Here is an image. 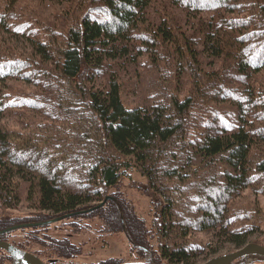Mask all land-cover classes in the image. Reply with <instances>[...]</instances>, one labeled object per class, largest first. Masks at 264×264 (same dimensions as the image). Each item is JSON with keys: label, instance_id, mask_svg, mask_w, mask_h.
I'll return each instance as SVG.
<instances>
[{"label": "trees", "instance_id": "1", "mask_svg": "<svg viewBox=\"0 0 264 264\" xmlns=\"http://www.w3.org/2000/svg\"><path fill=\"white\" fill-rule=\"evenodd\" d=\"M54 1L59 26L25 0H0V31L22 36L31 53L8 40L0 48V229L89 209L111 194L80 213L106 216L121 231L124 215L134 242L152 233L149 249L171 262L260 232L264 208L243 193L264 195V0ZM161 61L174 72L153 67L154 76L175 79L177 91L151 89L143 76L127 105L124 73ZM12 80L37 90L13 94ZM14 108L41 119L12 131L3 118ZM132 170L147 179L141 190L157 216L150 232L109 190ZM23 200L38 213H13ZM197 231L211 240L197 241Z\"/></svg>", "mask_w": 264, "mask_h": 264}, {"label": "flooded vegetation", "instance_id": "2", "mask_svg": "<svg viewBox=\"0 0 264 264\" xmlns=\"http://www.w3.org/2000/svg\"><path fill=\"white\" fill-rule=\"evenodd\" d=\"M86 210L87 209L73 211V214L66 215L64 217L62 216L67 213L42 220L22 221L20 223L8 226L6 228L0 229V241L9 242L23 250L37 255L41 260H43L45 264H117L123 261L133 260L145 261L155 264H202L206 260L215 256L233 254L249 242H255L264 245V241H246L240 245H232L235 247V249L222 254H216L222 250V248L215 252L208 253L211 251V247H207L205 248L203 254H199L191 262H171L168 257L163 254V251H156L154 254L153 251L149 249V239L138 237V241L134 242L133 221L130 222V225L132 226L130 233V231L127 229L128 225L124 215L120 216L123 226V230L121 231V224H108L105 220L107 219L106 216L100 214L80 213ZM133 217L135 219L141 220L143 222L142 225L144 228L148 227V223L144 217L139 215L130 216L132 220ZM15 225L21 226L5 231V229ZM136 225L139 224L136 223ZM120 232L125 235L129 243L127 257L114 255V253H119L122 249V246H118V243H113V237ZM85 233H91L90 235L94 237V244L97 245V243H100V247L103 249V258L99 257V259H92L91 255L94 254V252H92V254H90L88 258L85 259L86 261L82 260V256L85 254L83 249L86 242L83 238ZM147 234L148 233H146V235ZM111 247H114V250H112ZM203 257L206 259L202 262H198L200 258ZM0 264H15L13 256L2 247H0ZM229 264H264V259H260L254 255H242L233 258Z\"/></svg>", "mask_w": 264, "mask_h": 264}, {"label": "rangeland", "instance_id": "3", "mask_svg": "<svg viewBox=\"0 0 264 264\" xmlns=\"http://www.w3.org/2000/svg\"><path fill=\"white\" fill-rule=\"evenodd\" d=\"M63 4H67L66 1H64ZM25 6L27 8L33 9L35 11L40 12L41 17H46L44 20L51 25L59 26L60 23L62 22V19L56 20L54 17V12H55V7L58 6V4L54 0H25ZM57 12V11H56ZM55 12V13H56ZM177 15H181V12L179 10H174ZM151 17L154 18L153 12H151ZM156 18V17H155ZM7 40L13 44L15 47L16 52L19 54L27 55L31 54L29 50V44L26 42V40L22 36H11V34H6L4 32L0 31V48L6 47L7 46ZM176 62V61H175ZM159 66H156L153 63H150L147 66H142L139 65L136 68H133L132 66L127 70L126 73H124V83H123V100L127 105H132L134 101H137V98L140 97L138 92L140 91L141 86L137 85V80L138 78H143L146 83L150 86V88L153 86L155 83H159L161 86L165 85L168 87V91H177V87L175 85V79L173 82H171V78L167 80H162L157 79L156 76H154V68L158 67H164L167 66L169 69L170 73H173L174 70L172 67H174V63L168 64V62L161 61L158 63ZM154 67V68H153ZM209 67V65L207 66ZM139 81V80H138ZM140 85V84H139ZM179 87V86H178ZM189 87V84L186 82L182 83L181 89L179 92L181 93V96L186 94V89ZM153 89V88H151ZM34 90H37L36 88L32 87L31 85L20 82V81H15L12 80L10 81V91L14 92L13 94H16L18 92H33ZM31 110H27L25 108H14V109H9L4 113V124L6 128L11 129L12 131L15 130H21L25 131L27 128L24 129L26 124L28 122H33V121H40V117L37 115H33ZM146 177H144L139 171L132 170L131 171V178L129 177H124L122 179V182L120 185L114 188H110L109 190L112 192H116L119 196H123L127 198L128 201L131 202V204L135 207L136 211L139 213V216H142L146 219V222L148 223V231L150 232L151 230V220L155 217L156 215L152 214L151 212V201L149 196L141 190L142 185H146ZM264 185V181L263 184ZM243 198H247L249 200L253 199H258L261 205L264 208V195L259 194L255 195L252 193L251 189H247L243 193ZM39 210H36L32 207H30V202L23 200V202L15 209L13 210V213L18 214V215H23V214H35L38 213ZM148 232V233H149ZM91 233H85L83 235L84 240L86 241L84 244V256L82 260H85L88 258L92 252H94L92 256V259H99V257H104L103 249L100 247V243L94 244L93 243V238ZM211 232H201L197 231L192 234V237L195 238L197 241H203L204 243H208L211 240ZM149 240L155 241L154 237L152 236V233L148 234ZM264 241V224L260 230V232L252 235L248 241ZM116 242L118 243V246H122V249L119 253H114V255L117 256H128V251H129V243L127 241V238L125 235L120 232L116 234L113 237V243ZM114 247H111L112 250ZM235 249L234 246L231 244H227L216 254H222L228 251H231ZM102 250V251H101ZM111 250V251H112ZM114 252V251H113ZM214 255V254H213ZM206 258H200L198 262L204 261ZM261 259V258H260ZM91 260V259H90ZM86 261V260H85ZM92 262V261H90Z\"/></svg>", "mask_w": 264, "mask_h": 264}, {"label": "water", "instance_id": "4", "mask_svg": "<svg viewBox=\"0 0 264 264\" xmlns=\"http://www.w3.org/2000/svg\"><path fill=\"white\" fill-rule=\"evenodd\" d=\"M112 198H113V196L108 195L101 202L90 207L87 210H92L96 207H99L102 204H104L106 200L112 199ZM70 214H73V212L67 213V214L63 215L62 217L66 216V215H70ZM59 218H61V217H59ZM29 224H36V223H29ZM19 226H21V225H15L13 227L5 229V231L9 230L11 228L19 227ZM0 247L7 250L13 256L15 264H45L43 262V260H41L37 255H35L29 251L23 250V249L17 247L16 245L11 244L9 242L0 241ZM242 255H254L258 258L264 259V245L259 244V243H255V242H249V243L245 244L241 249L234 252L233 254L215 256V257H212V258L206 260L202 264H229V262L233 258L238 257V256H242ZM117 264H155V263H148L145 261L133 260V261H123V262H120Z\"/></svg>", "mask_w": 264, "mask_h": 264}]
</instances>
